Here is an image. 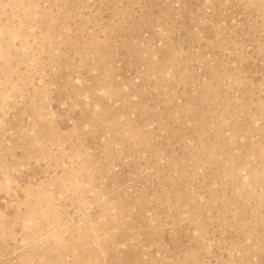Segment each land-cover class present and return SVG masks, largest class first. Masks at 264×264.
Returning <instances> with one entry per match:
<instances>
[{"label":"rangeland","instance_id":"374dc122","mask_svg":"<svg viewBox=\"0 0 264 264\" xmlns=\"http://www.w3.org/2000/svg\"><path fill=\"white\" fill-rule=\"evenodd\" d=\"M0 264H264V0H0Z\"/></svg>","mask_w":264,"mask_h":264}]
</instances>
